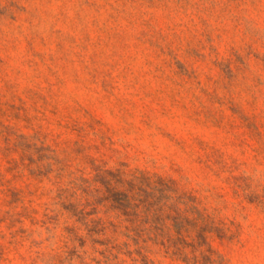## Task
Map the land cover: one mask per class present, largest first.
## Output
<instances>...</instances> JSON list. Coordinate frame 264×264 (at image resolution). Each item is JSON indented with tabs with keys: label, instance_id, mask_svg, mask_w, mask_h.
I'll use <instances>...</instances> for the list:
<instances>
[{
	"label": "rangeland",
	"instance_id": "obj_1",
	"mask_svg": "<svg viewBox=\"0 0 264 264\" xmlns=\"http://www.w3.org/2000/svg\"><path fill=\"white\" fill-rule=\"evenodd\" d=\"M0 264H264V0H0Z\"/></svg>",
	"mask_w": 264,
	"mask_h": 264
}]
</instances>
